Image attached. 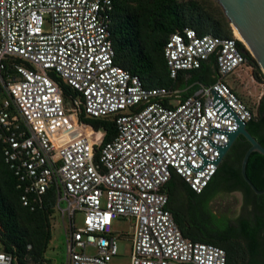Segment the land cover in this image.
<instances>
[{
    "label": "built area",
    "instance_id": "1",
    "mask_svg": "<svg viewBox=\"0 0 264 264\" xmlns=\"http://www.w3.org/2000/svg\"><path fill=\"white\" fill-rule=\"evenodd\" d=\"M114 1L0 0V143L22 204L33 209L31 197L54 188L66 220L64 264H228L222 247L183 235L164 187L175 173L201 193L228 134L256 116L225 81L238 68L252 70L248 49L233 30L222 38L185 27L164 45L170 77L214 54V81L195 83L185 97L179 88L146 87L114 62ZM62 84L78 93L70 106ZM80 104L86 116L115 122V136L97 151L78 119ZM119 216L136 224L129 263H112L110 225ZM12 262L0 249V264Z\"/></svg>",
    "mask_w": 264,
    "mask_h": 264
},
{
    "label": "trees",
    "instance_id": "2",
    "mask_svg": "<svg viewBox=\"0 0 264 264\" xmlns=\"http://www.w3.org/2000/svg\"><path fill=\"white\" fill-rule=\"evenodd\" d=\"M185 27L194 29L198 35L212 34L222 38L233 35L229 21L216 0H115L110 23L114 62L138 75L146 87L179 88L185 97L194 91L195 83H210L216 74L215 55L212 54L199 68L182 71L176 78L170 77L164 45L170 34ZM246 55L256 79L264 80L253 56L248 51ZM61 86L64 100L70 106V100L78 93L68 85ZM77 114L82 130L91 142V136L99 129L104 131L101 145L115 136L112 118L88 117L82 104L77 108ZM247 129L264 146V94L259 100L256 116L247 121ZM92 146L96 151L100 147L93 142ZM247 147L248 144L236 143L233 154H228L218 166L207 186L217 178V182L225 183L228 189H242L247 197L257 202L254 207L257 225L252 228L249 222L243 223L249 250L238 245L225 246L216 239V231L207 223V202L211 196L204 197L202 192H194L175 173L164 187L168 194L167 207L183 235L193 241L222 247L228 264H264V251L258 250L257 240L258 231L264 228V193H254L240 171ZM246 175L257 189L264 188V155L258 152L249 155ZM21 195L17 178L3 158L0 143V249L12 254V264H50L44 254L51 238V217L57 194L54 188H49L38 197V201L31 197L33 209L22 204ZM212 216L213 220L221 223L219 217Z\"/></svg>",
    "mask_w": 264,
    "mask_h": 264
},
{
    "label": "rangeland",
    "instance_id": "3",
    "mask_svg": "<svg viewBox=\"0 0 264 264\" xmlns=\"http://www.w3.org/2000/svg\"><path fill=\"white\" fill-rule=\"evenodd\" d=\"M225 81L231 85L241 96L242 99L251 107V109L257 114V106L261 96L264 94V80L256 79L253 70L247 68H238L232 74L225 77ZM103 129L97 130L93 136H91L92 142L96 146H100L102 143ZM237 203V196H231L228 194H222L211 203V207L215 212H223L226 207H231ZM61 206H65V202H61ZM229 207V208H230ZM222 220L221 223H217L213 220L212 214L208 219V227L213 230H223L225 228V217L220 216L218 218ZM83 213L76 212L74 226L79 228L82 226ZM66 220H63L57 207L53 216L51 217V238L48 247L45 251V257L50 264H64L66 258V244H65V232L64 226ZM111 233L115 236L117 242V253L112 258V263H129L133 257V244L136 235V224L132 218L116 217L112 220L110 225ZM85 252L89 254L95 253V247L93 245H87Z\"/></svg>",
    "mask_w": 264,
    "mask_h": 264
},
{
    "label": "water",
    "instance_id": "4",
    "mask_svg": "<svg viewBox=\"0 0 264 264\" xmlns=\"http://www.w3.org/2000/svg\"><path fill=\"white\" fill-rule=\"evenodd\" d=\"M216 1L221 5L231 29L236 30L264 76V0ZM239 135L249 143L241 161L242 178L254 193L262 194L264 188L257 189L246 175V163L249 155L252 152L264 155V146L248 131L247 122L239 121L238 128L228 134V142L220 148L216 163L218 166L222 164L226 153Z\"/></svg>",
    "mask_w": 264,
    "mask_h": 264
},
{
    "label": "flooded vegetation",
    "instance_id": "5",
    "mask_svg": "<svg viewBox=\"0 0 264 264\" xmlns=\"http://www.w3.org/2000/svg\"><path fill=\"white\" fill-rule=\"evenodd\" d=\"M238 142H241L244 145L248 144L249 147V143L241 135L237 136L232 146L226 153V156L224 157L222 163L225 161L228 154H233L235 144ZM202 193L204 197L211 196L207 202L208 219H210L211 214H214L217 217H225V228L220 231L216 230V239L225 246L232 247L238 245L242 246L243 249L249 250V240L244 234L243 223L245 221L249 222L252 228L257 225V216L254 212V207L257 202L254 199H251V197H247L242 189H228L225 183L217 182V178H215V180H213L210 185L206 186ZM222 194L237 196V203L233 206V208L229 206L230 208L226 207V210L218 213L212 209L211 203L217 198V196H220ZM173 203L175 205H178V202L176 201H174ZM262 217L264 218V214L262 215ZM257 237L260 245L258 247V250L262 252L264 251V228L258 231Z\"/></svg>",
    "mask_w": 264,
    "mask_h": 264
},
{
    "label": "bare ground",
    "instance_id": "6",
    "mask_svg": "<svg viewBox=\"0 0 264 264\" xmlns=\"http://www.w3.org/2000/svg\"><path fill=\"white\" fill-rule=\"evenodd\" d=\"M233 33L236 37L240 38V36L237 34L236 30H233Z\"/></svg>",
    "mask_w": 264,
    "mask_h": 264
},
{
    "label": "crops",
    "instance_id": "7",
    "mask_svg": "<svg viewBox=\"0 0 264 264\" xmlns=\"http://www.w3.org/2000/svg\"><path fill=\"white\" fill-rule=\"evenodd\" d=\"M260 246V245H259Z\"/></svg>",
    "mask_w": 264,
    "mask_h": 264
}]
</instances>
